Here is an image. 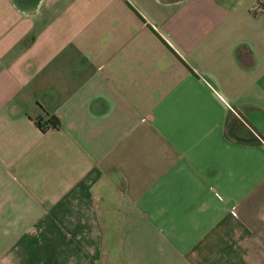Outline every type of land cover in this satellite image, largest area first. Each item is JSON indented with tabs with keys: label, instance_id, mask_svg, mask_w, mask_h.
Returning a JSON list of instances; mask_svg holds the SVG:
<instances>
[{
	"label": "crops",
	"instance_id": "0c3cea01",
	"mask_svg": "<svg viewBox=\"0 0 264 264\" xmlns=\"http://www.w3.org/2000/svg\"><path fill=\"white\" fill-rule=\"evenodd\" d=\"M0 264H264V0H0Z\"/></svg>",
	"mask_w": 264,
	"mask_h": 264
},
{
	"label": "trees",
	"instance_id": "16d2710c",
	"mask_svg": "<svg viewBox=\"0 0 264 264\" xmlns=\"http://www.w3.org/2000/svg\"><path fill=\"white\" fill-rule=\"evenodd\" d=\"M36 124L38 125L40 130L44 131L45 129L49 128H57L59 125V120L57 118H49L47 121V124H42L41 121H36Z\"/></svg>",
	"mask_w": 264,
	"mask_h": 264
},
{
	"label": "rangeland",
	"instance_id": "374dc122",
	"mask_svg": "<svg viewBox=\"0 0 264 264\" xmlns=\"http://www.w3.org/2000/svg\"><path fill=\"white\" fill-rule=\"evenodd\" d=\"M240 122V121H239ZM241 126H243L244 127V125L243 124H241V123H239ZM248 130V132H249V134H250V136L251 137H254V134H251V132H250V130L249 129H247Z\"/></svg>",
	"mask_w": 264,
	"mask_h": 264
}]
</instances>
